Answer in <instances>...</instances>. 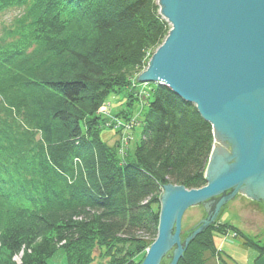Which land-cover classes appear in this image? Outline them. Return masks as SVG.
I'll use <instances>...</instances> for the list:
<instances>
[{"label":"trees","instance_id":"obj_1","mask_svg":"<svg viewBox=\"0 0 264 264\" xmlns=\"http://www.w3.org/2000/svg\"><path fill=\"white\" fill-rule=\"evenodd\" d=\"M11 9L22 13L0 39V264L21 251L19 264H50L60 250L67 264H141L137 235L156 238L162 188L204 187L213 147L193 105L136 82L170 30L157 0H0ZM105 129L127 133L125 150ZM228 232L264 264V246L217 221L177 264H209Z\"/></svg>","mask_w":264,"mask_h":264},{"label":"water","instance_id":"obj_2","mask_svg":"<svg viewBox=\"0 0 264 264\" xmlns=\"http://www.w3.org/2000/svg\"><path fill=\"white\" fill-rule=\"evenodd\" d=\"M170 26L138 83L159 84L212 129L205 186L162 188L157 235L141 264H177L240 195L264 207V0H157ZM206 213L181 241L185 212ZM203 211V212H204ZM194 228V227H193Z\"/></svg>","mask_w":264,"mask_h":264},{"label":"rangeland","instance_id":"obj_3","mask_svg":"<svg viewBox=\"0 0 264 264\" xmlns=\"http://www.w3.org/2000/svg\"><path fill=\"white\" fill-rule=\"evenodd\" d=\"M22 13V9H11L7 10L4 13L0 14V39H7L6 32L9 30L8 28L13 23L14 19L18 17ZM166 22V21H165ZM170 27V26H169ZM168 34V33H167ZM167 36V35H166ZM163 43V42H162ZM161 43V44H162ZM160 46V45H159ZM159 46L146 55L147 65L151 59V56L154 52L159 48ZM147 65L143 70L137 74L136 82L139 75L144 72L147 68ZM138 83V82H137ZM140 85L143 83H139ZM120 96H123L120 94ZM119 96V97H120ZM111 100V98H109ZM116 99H119L116 97ZM109 100V101H110ZM111 103L107 102L106 106L108 107ZM136 106V105H135ZM107 107L105 108V118L108 119L107 122L109 124H113V126H119V130L121 127H127L121 121L116 123L115 119L112 118L114 112L108 111ZM137 109V106L134 107ZM124 109V108H120ZM119 111V109H118ZM118 121V120H117ZM107 123V124H108ZM125 130V128H124ZM127 133L123 132L121 134H116L114 131H110L105 129L102 133V139L108 145H114L119 142V152L121 153L125 150L126 143L123 140L127 137ZM133 138V136H130ZM128 141V140H125ZM133 142L129 145V152L133 151ZM162 191L160 197L162 195ZM160 200V198H159ZM156 208V207H155ZM202 206H197L194 208L188 209L181 222V241L183 242L190 233L196 228V225L204 220L206 217V213ZM217 223L220 224H229L240 231L245 238L257 241L260 246H264V207L260 203L251 202L243 196H236L233 201L227 203L220 211L219 216L217 218ZM198 226V225H197ZM194 227V228H193ZM138 237L148 244L153 241L147 240L148 238L143 234H138ZM147 238V239H144ZM155 240V239H154ZM243 239L240 237H235L232 232H228L224 236H217L214 238V245L216 249L219 251V257H215V260H211L209 264H262L261 259H258V252L254 249H251L243 244ZM146 244V245H147ZM150 244L147 245V248L144 250V257L146 252L148 251ZM59 244V246H61ZM172 252V251H171ZM171 252L168 253L169 257H164L160 264H169ZM23 251L14 256L13 260L16 263H20V259L22 257ZM144 259V258H143ZM143 261V260H142ZM50 264H67L65 256L63 252L60 250L55 253V255L50 259ZM97 263V260L94 261V264ZM142 263V262H141Z\"/></svg>","mask_w":264,"mask_h":264}]
</instances>
